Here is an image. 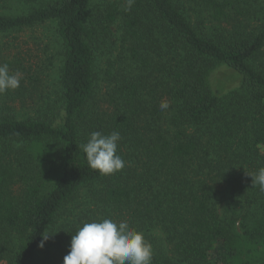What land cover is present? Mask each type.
Listing matches in <instances>:
<instances>
[{
  "label": "trees",
  "instance_id": "obj_1",
  "mask_svg": "<svg viewBox=\"0 0 264 264\" xmlns=\"http://www.w3.org/2000/svg\"><path fill=\"white\" fill-rule=\"evenodd\" d=\"M26 1L25 14L0 11V34L56 26L59 98L35 117L0 105V263L63 264L78 227L109 218L143 232L152 264H264V191L248 175L264 167V68L250 65L264 56V0ZM217 67L240 83L212 88ZM94 131L120 133L121 171L88 167Z\"/></svg>",
  "mask_w": 264,
  "mask_h": 264
},
{
  "label": "rangeland",
  "instance_id": "obj_2",
  "mask_svg": "<svg viewBox=\"0 0 264 264\" xmlns=\"http://www.w3.org/2000/svg\"><path fill=\"white\" fill-rule=\"evenodd\" d=\"M103 3L104 0H93L94 8ZM35 5L36 3L26 0H1L0 11L9 15L25 14ZM105 34L101 36L102 42L97 49L96 65L99 89H102V93L105 91L104 85L108 84L105 79L106 68L115 66L117 60L115 28L110 27ZM3 63H8L10 72L12 66L16 71L19 70L23 78L19 88L0 94V105L6 102L18 109L21 115L35 117L43 111L41 109L47 103L57 102L59 69L62 63L61 39L52 22L20 32L0 34V64ZM109 64L112 66L109 67ZM250 65L261 71L264 68V56L258 55L250 61ZM208 81L212 88H217L222 93L240 83L225 67L213 68ZM37 110L39 114L35 115Z\"/></svg>",
  "mask_w": 264,
  "mask_h": 264
},
{
  "label": "clouds",
  "instance_id": "obj_3",
  "mask_svg": "<svg viewBox=\"0 0 264 264\" xmlns=\"http://www.w3.org/2000/svg\"><path fill=\"white\" fill-rule=\"evenodd\" d=\"M134 0H127L125 11H130ZM23 74L17 70L10 72L7 63L0 64V94L20 87ZM161 109L169 107L162 102ZM121 140L118 131L108 135L94 131L89 134L86 143L80 145L86 154L88 167L100 175H110L121 171L125 161L117 154L118 142ZM252 187L259 186L264 191V167L255 174H248ZM56 233V232H55ZM55 233L45 232L38 247ZM153 249L143 232L130 227L127 220L114 221L104 218L99 221L84 222L78 227L70 240L68 254L63 264H152Z\"/></svg>",
  "mask_w": 264,
  "mask_h": 264
}]
</instances>
